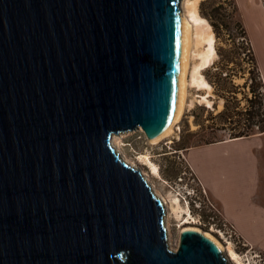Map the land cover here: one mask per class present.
<instances>
[{
    "label": "water",
    "instance_id": "water-1",
    "mask_svg": "<svg viewBox=\"0 0 264 264\" xmlns=\"http://www.w3.org/2000/svg\"><path fill=\"white\" fill-rule=\"evenodd\" d=\"M187 44L182 0H0V264H231L111 141L165 134Z\"/></svg>",
    "mask_w": 264,
    "mask_h": 264
},
{
    "label": "rangeland",
    "instance_id": "rangeland-1",
    "mask_svg": "<svg viewBox=\"0 0 264 264\" xmlns=\"http://www.w3.org/2000/svg\"><path fill=\"white\" fill-rule=\"evenodd\" d=\"M203 1H206L205 4H202ZM234 1L238 8L235 19L241 21L248 31V38L250 37L262 72V92H264L263 2L262 0ZM232 2V0H200L199 12L211 25L210 31L215 34L212 23L219 25L220 31L219 39L215 35L217 55L208 66L201 69L211 88L200 89L199 84L192 83L194 65L202 61L200 56H193L189 62L184 109L172 132L155 142L147 138L142 128L113 136L119 137L118 144L126 159L123 160L133 162L137 169L149 175V184L154 193L156 192L155 194L162 201V198L167 201L165 226L171 249L177 250L183 228L197 227L200 231L215 236L226 250L232 247L239 255L242 264H264V253L247 244L235 228L225 221L220 205L201 185L186 157L189 148L205 142L231 138L234 133L231 129L233 125L229 123L218 124L217 129L209 127L215 121L212 118L225 106L220 88L234 91L227 94L234 96L235 99L232 98V101L237 98L241 103L240 107H247L245 98L247 94L252 96L250 93L252 65L248 57L251 44L247 43L248 40L243 36L241 29L235 25L234 20L232 21L231 17L234 16ZM206 48L208 43L204 42L200 49ZM196 49L193 47V50ZM218 49H221L220 54ZM229 60L231 62H228ZM220 71H226L228 76L225 77L226 74H223L225 78L218 79L216 76ZM260 113V116L254 118L259 126L264 124V112L260 111ZM217 123H220V120ZM254 128L256 132L260 131L257 125ZM153 164L157 166L158 173L153 169ZM186 220L189 222L185 223Z\"/></svg>",
    "mask_w": 264,
    "mask_h": 264
},
{
    "label": "crops",
    "instance_id": "crops-1",
    "mask_svg": "<svg viewBox=\"0 0 264 264\" xmlns=\"http://www.w3.org/2000/svg\"><path fill=\"white\" fill-rule=\"evenodd\" d=\"M186 157L225 221L264 253V132L199 144Z\"/></svg>",
    "mask_w": 264,
    "mask_h": 264
},
{
    "label": "bare ground",
    "instance_id": "bare-ground-1",
    "mask_svg": "<svg viewBox=\"0 0 264 264\" xmlns=\"http://www.w3.org/2000/svg\"><path fill=\"white\" fill-rule=\"evenodd\" d=\"M199 3L200 0H183L182 1V18L185 20L188 26V44H187V60H186V72H185V84H184V98L177 109L175 116L173 118L172 123L167 128L165 134H163L159 139L156 141L168 136L172 130L174 129L175 124L180 119V116L183 112L184 105H185V98H186V88L188 84V70H189V62L190 59L193 58V56H200L201 62L194 65L193 72H192V83H197L201 87L200 89L204 88H211V85L208 83V81L203 76L201 69L203 67L208 66L209 63L213 61L215 56L217 55L216 51V38L213 31H210L211 25L208 24L207 20L202 17V15L199 12ZM208 43V48L206 49H200V46L204 43ZM193 47H196V50H193ZM194 54V55H193ZM118 136L112 137V145L116 149L117 153L120 154V157L124 160H126L123 156L122 151L120 150L121 147H119L118 144ZM147 158V157H146ZM148 159V158H147ZM127 162V161H126ZM129 162V163H128ZM128 164L132 167L137 169L136 164L133 162H130L128 160ZM153 169L157 172L158 168L156 165L153 164ZM158 173V172H157ZM145 179L150 183L149 178L145 172H142ZM156 193V192H155ZM158 194V191H157ZM160 196V194H158ZM162 198V196H161ZM163 199V204L166 206L167 201ZM178 202V200H177ZM179 205V204H178ZM169 217V216H168ZM189 222L188 220L185 221V223ZM185 229H196L200 231L197 227H186ZM207 237H209L212 241H214L217 245H219L222 249V251L225 253L226 258L231 264H242L239 255L235 252V250L232 249V247L228 248L226 250L223 246V244L211 233L209 232H203Z\"/></svg>",
    "mask_w": 264,
    "mask_h": 264
},
{
    "label": "trees",
    "instance_id": "trees-1",
    "mask_svg": "<svg viewBox=\"0 0 264 264\" xmlns=\"http://www.w3.org/2000/svg\"><path fill=\"white\" fill-rule=\"evenodd\" d=\"M232 1H233L232 5L234 8V11H233L234 16L232 15L231 17L232 21L234 20L235 25L241 29L243 36L245 37V39L248 40L247 43L251 44L250 48L248 49V57L252 65V68L250 69V74H251L250 93L252 94V96L250 97L249 94H247L245 96L246 101L248 103L247 107H240V104H241L240 101L237 100V98L235 101H232L231 99L234 98V96L227 94V92L230 94V93H233L234 91H227V90H224L223 88H220L222 92L221 97L225 99V106L222 111H220L216 116L212 118L215 121L209 127L217 129L219 128L217 127L219 126L218 124L226 125L227 123H229L233 125L231 129L234 130V133L232 134L231 138H241V137H248V136H251L257 133L264 132V124L259 126L254 121V118L256 116L261 115L260 111L264 112V92H262V89H263L262 88L263 87L262 72H261L260 66L257 61L256 53L254 52V47L252 45L250 37L248 38L249 35H248V31L245 28V26L242 24L241 21L235 19L238 8L236 5V2L234 0ZM205 2L206 1H203L202 4H205ZM262 2L264 6V0H262ZM212 25L215 30L216 38L219 39L220 38L219 25H216L215 23H212ZM218 52L220 54L221 49H218ZM228 62H231V61L229 60ZM224 68H227V67H224ZM225 72L226 71L218 72L216 77L218 79H224L225 77L228 76L227 72L226 73ZM223 74H226L225 77H223ZM212 82L215 85V82L214 81ZM219 120H220V123H217ZM255 125H257L258 128L260 129L259 132L255 131V128H254ZM212 142H215V141L205 142L203 144L212 143Z\"/></svg>",
    "mask_w": 264,
    "mask_h": 264
}]
</instances>
